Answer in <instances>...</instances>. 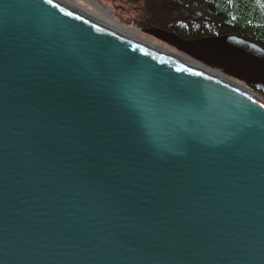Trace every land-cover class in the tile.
<instances>
[{
	"label": "water",
	"instance_id": "water-1",
	"mask_svg": "<svg viewBox=\"0 0 264 264\" xmlns=\"http://www.w3.org/2000/svg\"><path fill=\"white\" fill-rule=\"evenodd\" d=\"M145 32L264 89L250 38ZM0 264H264V107L54 1L0 0Z\"/></svg>",
	"mask_w": 264,
	"mask_h": 264
},
{
	"label": "bare ground",
	"instance_id": "bare-ground-1",
	"mask_svg": "<svg viewBox=\"0 0 264 264\" xmlns=\"http://www.w3.org/2000/svg\"><path fill=\"white\" fill-rule=\"evenodd\" d=\"M53 1L56 4H60L62 7L68 9L69 11L74 12L77 15L83 16L87 20L89 19L93 23H96L102 27L107 28L109 31L111 30L116 33H119L121 36L129 39L134 44H138L141 47L146 48V49H152L153 51L160 53L161 55L169 57L174 62L179 63L184 67H190L229 88H232L238 92H241L244 95L249 96L250 98L260 103L264 107V89H259V87L254 86V84L245 83V81L243 80L241 81V80L232 78L229 75H226L224 73L225 69L217 68V67L212 66V64L210 63L207 64L205 62H201L196 59H193L189 57L188 55L183 54L182 51H178L177 49H174L173 47L168 46L170 49L174 50V51H171L167 47H162L154 42L145 40L143 39V37H141L140 35L141 32L147 33L145 32V30L150 31L152 27L154 28L159 27L160 29L165 30L167 32L173 31L177 33L176 31L169 29L166 26L162 27V25L157 24V23L149 24L148 27L145 29V19H146V16L147 18H151L152 16L155 15L157 18L160 19V21H169L170 18L167 16L168 14H166V12L173 11L174 12L173 17H176L178 16L179 11H174L173 9L167 10V11H165V9H162L159 12L149 11L155 5L154 0H141L143 2L142 9L145 10V7H146L149 14H147L146 16L145 15L142 16L143 18L141 21H142V24H144V28L139 30L133 27H125L123 24H121L118 20H116L111 15L110 9L103 8L101 4L99 5V2H97L96 0H83L87 4L86 6L77 3L75 0H53ZM106 2L111 3L113 6H119V5H125L128 3L130 4L132 3L131 0H106ZM205 18L208 21L203 26H209L210 23L212 24L214 23V28L220 27V24L222 22L221 18H218L219 20L216 17H214L213 19V18H209L208 16H205ZM195 25H198V24H195ZM199 26H192V25L188 26L187 27L188 33L193 34L192 36L203 33V26L201 24ZM178 35L181 36V34H178ZM226 35H239L242 37L249 38L245 35H240L235 32H231L228 34L221 33V34H215V35L204 36V37L206 38V37H217V36H226ZM181 37L185 39H191V40H194V39L197 40L200 38V37L199 38H186L184 36H181ZM248 66L252 68L250 64H248Z\"/></svg>",
	"mask_w": 264,
	"mask_h": 264
},
{
	"label": "trees",
	"instance_id": "trees-1",
	"mask_svg": "<svg viewBox=\"0 0 264 264\" xmlns=\"http://www.w3.org/2000/svg\"><path fill=\"white\" fill-rule=\"evenodd\" d=\"M154 4L149 11L159 12L162 9L179 11L176 17H173V11L166 12L170 20L165 21L166 24L164 22L159 24L186 38L235 32L264 44V15L262 14L264 0H230V2L228 0H154ZM205 16L213 19L221 18L220 27L214 28V23L203 26L208 21ZM200 24L203 26V33L194 36L188 33V26Z\"/></svg>",
	"mask_w": 264,
	"mask_h": 264
},
{
	"label": "rangeland",
	"instance_id": "rangeland-1",
	"mask_svg": "<svg viewBox=\"0 0 264 264\" xmlns=\"http://www.w3.org/2000/svg\"><path fill=\"white\" fill-rule=\"evenodd\" d=\"M77 3L82 4V5H87L85 1L83 0H75ZM97 2H99V5L101 4V6L103 8L106 9H110V13L111 15L118 20L121 24H123L125 27H133L135 29H139L141 30L142 28H144V24H142V16L143 15H147L148 10L145 7V10L142 9V4L143 2L140 0H131L132 3H128L125 5H119V6H113L111 3L106 2V0H96ZM230 2V0H228ZM92 8V7H91ZM262 14L264 15V12H262ZM154 15V14H153ZM159 16V15H157ZM165 21H160L159 18H157L155 15L152 16L151 18H147L145 19V29L148 27L149 24L152 23H162ZM166 24V23H165ZM175 26V25H174ZM177 26V25H176ZM245 33V32H244ZM141 37H143V39L145 40H149L151 42H154L162 47H167L168 49H170L168 47L167 44H164L162 42H160L157 38L155 37H151L150 35H148L147 33H140ZM253 41H255L257 44H259L261 47H264V44H261L259 42H257L256 40H254L253 38H250ZM171 51H174L172 49H170Z\"/></svg>",
	"mask_w": 264,
	"mask_h": 264
},
{
	"label": "snow or ice",
	"instance_id": "snow-or-ice-1",
	"mask_svg": "<svg viewBox=\"0 0 264 264\" xmlns=\"http://www.w3.org/2000/svg\"><path fill=\"white\" fill-rule=\"evenodd\" d=\"M47 3L52 4L53 0H47ZM69 15H71V13H69Z\"/></svg>",
	"mask_w": 264,
	"mask_h": 264
}]
</instances>
